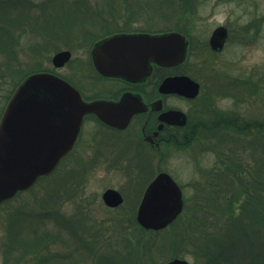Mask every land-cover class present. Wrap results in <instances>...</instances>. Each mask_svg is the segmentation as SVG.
I'll list each match as a JSON object with an SVG mask.
<instances>
[{
	"label": "rangeland",
	"instance_id": "374dc122",
	"mask_svg": "<svg viewBox=\"0 0 264 264\" xmlns=\"http://www.w3.org/2000/svg\"><path fill=\"white\" fill-rule=\"evenodd\" d=\"M175 21L185 23L184 33L194 38H203L215 24L223 22L231 25V33L228 45L207 75L209 80L203 79L202 95L189 104L169 101L191 117L200 118L207 115L198 114L205 108V100L212 98L220 110L233 109L244 120L264 122V0H189L187 5L184 0H0V114L15 87L35 71H49L72 80L84 96L104 92L106 82L102 86L94 80L90 49L106 36V29L112 31L128 23L133 28L168 30ZM60 50H70L71 59L56 68L51 58ZM194 75L202 80L199 74ZM231 78L249 81L236 97L223 88L222 83ZM243 138L239 143L247 140L256 148L264 142V131L254 129L252 136ZM215 142L214 137L202 144L154 150L141 141L138 127L114 133L88 118L79 142L55 173L30 191L0 204V264H38V259L42 264H162L173 257L194 264L190 254L193 248L184 246L180 233L175 236L183 226L182 219L162 229L172 238L168 249L163 246L164 251L165 236L143 229L135 215L145 187L159 171L167 172L178 183L183 206L186 199L192 206L196 182L215 179L210 174L218 162L211 150ZM216 168L221 170L220 165ZM107 188L122 195L119 207L103 203L101 194ZM50 189L53 192L48 196L46 191ZM59 214L71 215L76 221L68 223ZM10 216L17 217L30 240L39 235L45 241L42 234L46 231L58 235L59 240L45 241L33 247L34 252L23 246L12 248L5 256ZM73 224L77 230H71ZM240 248L228 251L229 256H236ZM198 264H202L201 259Z\"/></svg>",
	"mask_w": 264,
	"mask_h": 264
},
{
	"label": "water",
	"instance_id": "95a60500",
	"mask_svg": "<svg viewBox=\"0 0 264 264\" xmlns=\"http://www.w3.org/2000/svg\"><path fill=\"white\" fill-rule=\"evenodd\" d=\"M215 30L214 49L221 47L224 33ZM185 44L177 32L123 33L99 40L90 50L92 65L103 76L136 80L149 73L148 61L170 66L183 61ZM71 57L69 50L57 51L51 58L62 67ZM199 84L186 75L169 76L158 87L160 93H175L193 99ZM159 105V100L154 105ZM143 111L142 102L129 93L118 102L106 99L84 100L80 92L61 77L37 71L26 75L9 97L0 116V203L31 187L40 177L51 174L73 148L84 116L92 114L103 124L123 129L130 117ZM164 121L185 124L179 110L162 113ZM103 203L111 208L122 204L123 197L107 188ZM182 190L165 171L158 172L145 187L135 219L145 230L166 228L181 213ZM162 264H189L174 257Z\"/></svg>",
	"mask_w": 264,
	"mask_h": 264
},
{
	"label": "trees",
	"instance_id": "16d2710c",
	"mask_svg": "<svg viewBox=\"0 0 264 264\" xmlns=\"http://www.w3.org/2000/svg\"><path fill=\"white\" fill-rule=\"evenodd\" d=\"M222 84L223 88L228 90L225 91L226 93L234 94L233 97H236L245 90L249 81L231 78L230 81L227 80ZM201 92L200 95H202ZM207 96L209 97V93L205 95ZM209 99L205 100L203 111L198 112V114L206 113L207 115L203 114L200 118L191 117L186 130L175 132V139L170 146L191 145L195 142L202 144L207 139L215 137L217 142L212 144L211 150L216 154L218 159L216 166L220 165L221 170L218 171V168L214 166L210 174L215 179L202 178L196 182L197 191L193 196L192 206L188 205V199H186L182 212L170 225H174L179 218L183 220L181 223L183 226L180 232L176 230L175 236L180 233L185 241L184 246L193 248L190 254L195 258L194 264H198L200 259L202 264L203 262L204 264H264V157H261L262 152H260H264V142L263 146L258 144L256 148L251 147V142L247 140L244 141L245 143H239L243 137L245 139L249 135L252 136L254 129H262L263 132L264 122L253 119L244 120L233 109L220 110L213 99ZM246 150H248L247 153ZM252 160L254 163L250 165ZM49 176L41 180L48 179ZM52 192L53 189H50L46 191V194L50 196ZM53 210L56 211L57 208ZM56 214L58 215L57 212ZM59 215L68 223L76 221L70 217L71 215L69 217ZM8 219L4 241L5 256H8L12 248L23 246L26 251L32 248L34 252L33 247L44 245L45 241L59 240L58 235L44 230L46 232H43L42 236L45 241H42L44 239L41 236L36 235L34 239L38 240L37 244V241L30 240L23 234L17 217L10 216ZM74 228L73 224L71 230ZM156 232L165 236L161 248L168 249L167 246L172 239L170 235L166 234V230ZM239 247H241L240 250L242 249L240 253L229 256L228 251ZM42 263V260L38 259V264Z\"/></svg>",
	"mask_w": 264,
	"mask_h": 264
},
{
	"label": "flooded vegetation",
	"instance_id": "af4514ba",
	"mask_svg": "<svg viewBox=\"0 0 264 264\" xmlns=\"http://www.w3.org/2000/svg\"><path fill=\"white\" fill-rule=\"evenodd\" d=\"M184 2L187 5V3H189V0H184ZM191 3L192 5H194L193 2ZM128 20H131V19H128ZM176 20L182 21L183 19L179 20V18L177 17ZM184 24L180 22L178 24L176 22V24L173 27H171V29L159 30V31H155L153 28L148 29L149 27L133 28L131 25H128V23L124 24V26H120L119 28L118 26H115L113 27L115 29H113L112 31H110V29L107 28L106 29L107 34L105 36L106 38H109L113 35L123 34V33L159 34V33H164V32H177L184 39L185 56L182 62L177 63L175 65H170V66L157 65L152 59H150L148 61L149 73L140 79H136L135 81L127 80L119 76H109V75L103 76L96 71V69L93 67L90 61L91 66L93 68L94 80L99 81V85H102V86H103V83L106 82V90H104V92L106 91V94L102 90L98 92V94L92 97L84 96V94L82 93V88L79 85H77L75 82H72V80H67L59 76L63 78L64 80H66L67 82H69L71 85H73L80 92L84 100L106 99V101L118 102L120 98L122 97V95H124L125 93H129L132 96L137 97L142 102L143 111L134 113L130 117V120L127 126L123 129L112 127L107 124L105 125L101 123L92 114L84 116L82 120V125L85 120H87L88 118H92L99 125L105 127L107 130H110L111 132H114V133H123L126 130H128V128H130L131 126H135V127H138L139 129V138L147 147L154 149V150H159L163 147L172 145V142L175 139V132L186 130L188 121L191 120V116L189 115L188 111L187 112L184 111L179 106L172 104V102H170L169 100L176 99V100H179V101L181 100L184 103L189 104L192 101V99L186 98L184 96H181L175 93H166V94L160 93L158 91V87L160 83L162 82L163 79L169 76L186 75L199 84L200 92H201L202 90L201 88H202V84L204 83V80L205 81L209 80L207 75H210L212 68H214L213 63L217 64V60L215 58L219 54H221L226 48V46L228 45V40H229V36L231 33V25L229 23L223 22V23L215 24L211 28L210 32L206 34L203 38H194L184 33L185 30L182 27ZM218 29H221L223 31L224 41L220 48L217 47V49H214L210 41H211L213 32ZM96 43L97 42H95L93 45H95ZM194 73L199 74L202 80L197 79ZM223 78L226 79L227 76L224 75ZM158 100H159V105L158 104L154 105V103ZM168 110H179L183 112L185 115V124L178 125L175 123L164 121L161 118V115L162 113ZM82 125L80 127V130H79V133H78V136L74 143L73 148L79 142ZM21 192L23 191H19L17 194Z\"/></svg>",
	"mask_w": 264,
	"mask_h": 264
}]
</instances>
